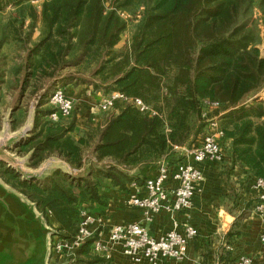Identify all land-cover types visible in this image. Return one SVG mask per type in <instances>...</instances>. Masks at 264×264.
<instances>
[{
    "label": "trees",
    "instance_id": "trees-1",
    "mask_svg": "<svg viewBox=\"0 0 264 264\" xmlns=\"http://www.w3.org/2000/svg\"><path fill=\"white\" fill-rule=\"evenodd\" d=\"M140 8L128 48L116 52L128 23L121 14ZM255 8L264 23V0H0V16L7 14L0 45L7 36L25 48L39 29L27 50L21 92L30 82L36 93L52 81L39 96L32 130L17 146L19 153H30L31 168L51 156L76 171L88 165L77 176L55 170L42 179L20 180L13 188L39 213L51 212L68 239L77 231L84 201L105 206L98 194L102 182L126 191L131 183L143 182L130 171L180 161L174 147H190L200 134L204 100L220 104L219 127L230 140L231 167L243 166L250 178L264 180V100L253 99L264 89ZM87 73L90 80L81 77ZM57 84L91 85L105 96L117 92L138 98L159 116L125 104L75 137L74 120L49 119L54 109L44 102ZM86 154L92 159L87 161ZM105 160L110 163L98 166ZM245 216L244 210L238 219ZM97 237L77 249L70 264H111L94 253Z\"/></svg>",
    "mask_w": 264,
    "mask_h": 264
},
{
    "label": "crops",
    "instance_id": "crops-1",
    "mask_svg": "<svg viewBox=\"0 0 264 264\" xmlns=\"http://www.w3.org/2000/svg\"><path fill=\"white\" fill-rule=\"evenodd\" d=\"M80 89L82 87L64 88L67 97L74 102L79 98L81 102L75 107L76 134L89 124L98 123L100 113L97 111L96 99L84 97L83 90ZM222 157L221 162L207 161L197 165L202 173V180L195 184L192 206L189 210L176 214L161 212L148 219L142 210L124 204L129 194L109 187L107 182L98 193L105 199V206L88 204L87 207L91 214L102 220V239L107 242L112 227L129 222H136L154 239H159L172 230L182 232L185 225H191L198 231V236L189 242L186 264H229L236 255L251 256L258 261L261 254L258 236L264 225L253 214L244 219L238 229L233 230L235 215L228 213L226 205H223V202H226L224 193L227 194V191L223 185L214 184L221 182L223 165L226 169L229 167L231 207L233 195L238 196V193H241L243 197L246 196L245 191L250 187L249 183H246L250 178L249 173L243 166L231 167V149L225 150ZM49 161L63 170H70L67 164L56 158ZM142 170L145 178L156 175L155 166ZM35 211L20 194L4 185L3 191H0V264H51L53 255L47 247L48 232ZM234 231H238V234L234 235ZM229 233L232 235L228 237ZM109 246L112 264H134L123 255L120 245ZM159 264L169 263L162 261Z\"/></svg>",
    "mask_w": 264,
    "mask_h": 264
},
{
    "label": "built area",
    "instance_id": "built-area-1",
    "mask_svg": "<svg viewBox=\"0 0 264 264\" xmlns=\"http://www.w3.org/2000/svg\"><path fill=\"white\" fill-rule=\"evenodd\" d=\"M260 51L264 54V39ZM48 104L54 109L49 116L52 122L70 120L75 113V102L61 89L52 93ZM125 104H131L142 114L159 116L140 99L128 98L117 92L102 97L97 104V111L117 112ZM221 115L219 102L204 100L201 118L207 123V129L199 144L174 147V151L182 159L173 165L163 160L159 162L154 177L146 178L142 186L137 187L133 184V192H130L126 204L142 210L148 219L161 212L176 214L189 210L195 194V184L202 180V173L197 165L207 161L221 162L224 151L230 149V140L225 138L224 132L219 127ZM251 189L256 198L252 213L264 225V180L253 179ZM45 216L51 219L52 214L47 211ZM78 218V227L74 236L61 239L58 235L48 234L49 253L71 255L98 233L92 249L94 253L107 260L112 257L109 245H120L123 255L134 264H159L162 261H167L169 264H186L189 242L198 236V231L193 226L185 225L182 232L172 230L161 238L154 239L136 222H129L112 227L105 242L99 231L102 220L91 214L87 205L79 206ZM46 228L51 230L50 227ZM258 242L261 248L258 261L251 256L236 255L229 264H264V229L258 236Z\"/></svg>",
    "mask_w": 264,
    "mask_h": 264
},
{
    "label": "rangeland",
    "instance_id": "rangeland-1",
    "mask_svg": "<svg viewBox=\"0 0 264 264\" xmlns=\"http://www.w3.org/2000/svg\"><path fill=\"white\" fill-rule=\"evenodd\" d=\"M37 5V3H34ZM142 13V8L139 10L133 12V15H128V14H121V17L125 19L127 23V29L125 32L121 35L119 43L115 46L114 50L116 52L119 51H125L128 48V45L130 43V37H131V32H132V26L136 24V22L139 20L140 16ZM252 19L256 23L257 31H258V36H259V43L256 46V48L259 51V54L261 57H264V54L260 51L261 45L263 43L264 39V23L262 21V14L259 9L255 8L252 13ZM28 22H26L25 27L23 29V34L21 35L23 40H26V34L27 33V25ZM7 24V14H3L0 16V38L2 36V30L5 28ZM39 28V25L38 27ZM39 35V29H35L34 34L32 35V38H29L30 43L25 44V48L22 46H16L11 38H6L4 39V42L2 45H0V191H3L4 185H6L8 188L16 191L13 188V185L16 184L20 180H31V179H42L46 176H48L50 173H52L55 170H60L63 173L66 174H71L73 176H77L79 174H83L88 167V165L84 166L80 171H76L71 169L70 170H63L62 167H58L52 163H49L50 159L56 158L59 161L63 162L59 158L55 156L48 157L42 164L37 167V168H31L28 165L29 154H23L19 153L17 146L26 139L29 136L30 131L32 130L33 127V119L35 116V111L37 110V104L39 102V96L44 93L43 90L48 88L52 81H47L42 84V88L40 92L34 93L33 91V86L35 83L30 82L29 86L21 92V86L22 82L24 80L25 76V59L27 55V50L30 48L31 44L35 42L38 38ZM9 37V35H8ZM80 76V75H77ZM82 78H85L87 80L89 79V75L84 74L81 75ZM40 86L41 84H37ZM82 87L83 90V96L84 97H93L92 99H96V106L100 99L105 96L102 90L95 91L91 85H67L66 87ZM59 84L53 86L51 88L50 93L55 90L61 89L64 91V88ZM49 93V94H50ZM256 101H261L264 100V89L258 93L254 98ZM47 108H51L50 105L48 104L47 101L44 102ZM80 105V100L77 98V101H75V107L77 108L76 104ZM18 112V113H17ZM118 113L114 111H110L108 113H102L100 112L98 115V123H103L105 122L110 116ZM14 114V115H13ZM20 114V115H19ZM75 115L77 114V109L76 112L74 113ZM16 115L18 117L16 118ZM75 115L73 116L72 119L67 120L66 122H69L71 120H75ZM98 123L92 125L89 124L88 126L85 127V129L81 130L80 132L91 128L95 127ZM198 125L201 126V131L200 134L197 135L196 138H194L191 142V145H197L199 144L202 136L205 134L206 129H207V123L205 122L204 119L200 118V121L198 122ZM28 126V129L26 127ZM26 131H28L26 133ZM79 135V132L73 133V136L77 137ZM86 160H90V155L86 154L85 155ZM178 158L181 160L182 157L178 154ZM92 159V158H91ZM92 161V160H91ZM90 161V162H91ZM65 163V162H63ZM109 161H103L102 163H98V166H102L105 164H109ZM66 164V163H65ZM87 164V162H86ZM224 164V163H221ZM44 165V166H42ZM67 166H69L67 164ZM157 165H155L156 167ZM40 167H43L42 169ZM153 167V166H151ZM223 171L221 174V182L218 183L215 182L214 184H220L223 185L225 190L227 191V194L224 193V197L226 199V202H223V205L225 206V209L228 213L234 214L235 215V222L233 224V230L238 229L241 224L243 223V220L249 217L250 215H253L252 213V206L253 203L256 201L255 194L251 189L252 181L253 178H249L246 180V183H249L250 187L248 191L246 192V196H242L241 193H238L240 195L234 196L233 195V201L231 202L232 206L229 207V167L226 169V167L223 165ZM8 171H11L9 173ZM142 169H134L133 171H130V174L133 176L139 177L140 181H143L142 183H131L128 185L126 191H120L123 192L124 194L127 193L130 195V192H133V184L137 187L142 186L146 178L142 175ZM17 176V179H14V176ZM109 187L113 188L110 184L109 181H104L100 184L98 187V193L99 190L102 189V187L107 184ZM225 182V184H224ZM213 184V183H212ZM118 190V189H117ZM131 190V191H130ZM119 191V190H118ZM18 194H20L18 191H16ZM236 194V193H235ZM20 197L24 199V201H27V205L31 208H35L34 204L29 202L22 194H20ZM129 197V196H128ZM128 197L124 200V204H126V201ZM249 203V204H248ZM91 204L89 202H83V205ZM246 204L249 205V209H247ZM88 209V208H87ZM36 210V209H35ZM244 210L246 212V216L243 219H238V216L241 213H244ZM243 211V212H242ZM35 214L37 218L43 221L46 227H50L51 230H47L48 234L51 233L52 236L58 235L61 239L63 238V232H60L57 230V226L55 225L52 217L51 219H48L45 214L39 213L37 210L35 211ZM235 226V228H234ZM52 231H55L56 233H53ZM48 237H47V243H48ZM48 247V246H47ZM75 253V252H74ZM74 253L69 255V254H53V259L51 260V264H70L73 260ZM55 257V258H54ZM109 261L112 264V257L109 259Z\"/></svg>",
    "mask_w": 264,
    "mask_h": 264
},
{
    "label": "water",
    "instance_id": "water-1",
    "mask_svg": "<svg viewBox=\"0 0 264 264\" xmlns=\"http://www.w3.org/2000/svg\"><path fill=\"white\" fill-rule=\"evenodd\" d=\"M28 131H26V133H27Z\"/></svg>",
    "mask_w": 264,
    "mask_h": 264
}]
</instances>
